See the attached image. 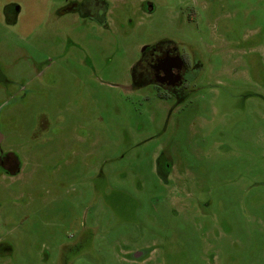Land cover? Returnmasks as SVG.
Returning <instances> with one entry per match:
<instances>
[{"label": "rangeland", "instance_id": "374dc122", "mask_svg": "<svg viewBox=\"0 0 264 264\" xmlns=\"http://www.w3.org/2000/svg\"><path fill=\"white\" fill-rule=\"evenodd\" d=\"M7 1L21 14L0 18V149L23 168L0 175V264H264V0H128L102 24L65 0ZM163 38L204 68L167 119L126 89ZM162 146L190 198L154 172Z\"/></svg>", "mask_w": 264, "mask_h": 264}, {"label": "flooded vegetation", "instance_id": "af4514ba", "mask_svg": "<svg viewBox=\"0 0 264 264\" xmlns=\"http://www.w3.org/2000/svg\"><path fill=\"white\" fill-rule=\"evenodd\" d=\"M65 1V12L85 16L97 21L100 20L101 24L111 18L113 14L111 12L112 7L117 6V11L121 12L120 8L122 5L124 6L125 3L129 2L128 0ZM213 5L214 7L220 6L219 4L217 6L216 3ZM14 8L15 4L3 5V20L7 24L12 23ZM139 10L152 12L153 5L144 0L140 1ZM117 11L116 13H118ZM124 16L122 17L128 18V16ZM7 38V34L5 36L2 35L0 40L7 42ZM199 54L200 52H196L188 45L180 48L177 42L168 38L145 44L140 47L135 61L130 66L129 86L126 89L135 93L141 91V100H158L161 108L160 112L164 113L167 119L173 113V110L179 109L183 102L194 97L202 86V84L197 83L198 77L204 69ZM0 82L5 86H10L14 83L12 78L4 75L1 67ZM177 165L179 164H176L171 158L167 147L162 146L154 153V172L166 185L170 186V189L174 190L171 192L172 194L189 197L193 193L185 191V188L188 187L186 184H189L190 172L185 170V168L181 171L177 170ZM22 168V163L15 154L0 149V175H17ZM73 247L74 245L70 249ZM145 250L128 248L126 258L129 259V262L137 259L142 261L148 254L146 253L147 250Z\"/></svg>", "mask_w": 264, "mask_h": 264}, {"label": "crops", "instance_id": "0c3cea01", "mask_svg": "<svg viewBox=\"0 0 264 264\" xmlns=\"http://www.w3.org/2000/svg\"><path fill=\"white\" fill-rule=\"evenodd\" d=\"M5 4H15L16 5V3H14V2H11V1H7ZM3 6V5H2ZM0 7V18H2L3 19V11H2V8L3 7ZM19 7V6H18ZM20 14H21V8L19 7V11H18V13H17V15H16V20H15V22H13L12 24H17V22H18V20H19V18H20ZM22 34V33H21ZM24 35V34H23ZM22 35V36H23Z\"/></svg>", "mask_w": 264, "mask_h": 264}, {"label": "water", "instance_id": "95a60500", "mask_svg": "<svg viewBox=\"0 0 264 264\" xmlns=\"http://www.w3.org/2000/svg\"><path fill=\"white\" fill-rule=\"evenodd\" d=\"M18 11H19V7H18V5H15L14 13H13V16H12V23L15 22V20H16V15H17Z\"/></svg>", "mask_w": 264, "mask_h": 264}]
</instances>
